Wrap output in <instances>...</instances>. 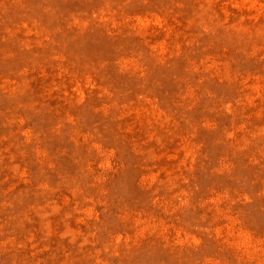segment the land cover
Masks as SVG:
<instances>
[{
	"label": "rangeland",
	"instance_id": "obj_1",
	"mask_svg": "<svg viewBox=\"0 0 264 264\" xmlns=\"http://www.w3.org/2000/svg\"><path fill=\"white\" fill-rule=\"evenodd\" d=\"M0 264H264V0H0Z\"/></svg>",
	"mask_w": 264,
	"mask_h": 264
}]
</instances>
